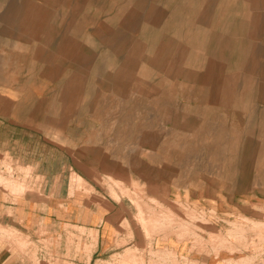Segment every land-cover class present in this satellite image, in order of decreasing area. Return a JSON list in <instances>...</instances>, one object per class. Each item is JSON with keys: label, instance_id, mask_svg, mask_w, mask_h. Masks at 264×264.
Masks as SVG:
<instances>
[{"label": "rangeland", "instance_id": "1", "mask_svg": "<svg viewBox=\"0 0 264 264\" xmlns=\"http://www.w3.org/2000/svg\"><path fill=\"white\" fill-rule=\"evenodd\" d=\"M0 108L64 131L45 177L0 153V185L93 192L121 231L95 264H264V0H0ZM64 226L66 252L0 239L75 264L95 237Z\"/></svg>", "mask_w": 264, "mask_h": 264}, {"label": "crops", "instance_id": "2", "mask_svg": "<svg viewBox=\"0 0 264 264\" xmlns=\"http://www.w3.org/2000/svg\"><path fill=\"white\" fill-rule=\"evenodd\" d=\"M29 121L30 118H24L18 109L5 110L0 108V153H3L4 156L21 158L22 162L40 169L44 174L47 173L46 160L49 161L47 156H50L51 153H46L47 156L42 157V159L46 158L45 161H41L40 155L35 157L36 149H38L37 141L42 140L44 141L43 147L48 146L45 142L48 141V137H51L54 127H57L56 132L64 131L52 123ZM82 130L83 127L81 126ZM74 141L75 145H81L78 139ZM29 151H33V157H27L26 154ZM62 151L64 156L72 158L71 162L75 165L76 163L85 164L82 153L79 154L81 156L79 159L73 160V157L77 155L76 153L68 152L67 149H62ZM75 167L83 179L92 180L84 171L83 166L76 165ZM94 169L92 168V173ZM42 176L45 177L46 174ZM92 187L94 188L93 185ZM66 192L60 187L55 190L43 187L40 190L28 188L22 193H17L0 185L1 230L18 232L27 235L30 239L39 240L37 229L46 228L45 234H51V238L58 239L57 241L61 242L59 248L62 252H66L67 233H64L63 230L61 232L59 229L65 227V224L77 225L87 231L89 230L95 239L93 240L90 235H86L92 249L85 251L83 245L77 250L76 256H69L71 260H74L75 264H95L98 260H106L108 254L107 256L104 254L117 250L115 243L117 236L121 234L116 218H111L113 221L108 219L111 209H107L101 203H95L96 199L93 192L88 195L77 194L75 200H72V197ZM159 239L157 238V240ZM157 240L154 242L156 243ZM11 243H6L4 239H0V264H45V255L38 256L37 263L31 260L28 252L30 249L27 251V255L20 254L18 257Z\"/></svg>", "mask_w": 264, "mask_h": 264}, {"label": "bare ground", "instance_id": "3", "mask_svg": "<svg viewBox=\"0 0 264 264\" xmlns=\"http://www.w3.org/2000/svg\"><path fill=\"white\" fill-rule=\"evenodd\" d=\"M76 179H77V181H79V179H81V178H80L79 176H77V178H76Z\"/></svg>", "mask_w": 264, "mask_h": 264}]
</instances>
